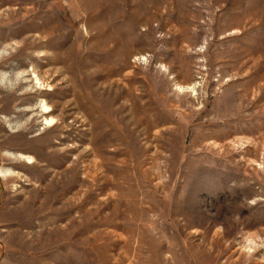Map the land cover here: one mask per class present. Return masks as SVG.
Segmentation results:
<instances>
[{"label": "rangeland", "instance_id": "obj_1", "mask_svg": "<svg viewBox=\"0 0 264 264\" xmlns=\"http://www.w3.org/2000/svg\"><path fill=\"white\" fill-rule=\"evenodd\" d=\"M19 82L0 264H264V0H0Z\"/></svg>", "mask_w": 264, "mask_h": 264}, {"label": "bare ground", "instance_id": "obj_2", "mask_svg": "<svg viewBox=\"0 0 264 264\" xmlns=\"http://www.w3.org/2000/svg\"><path fill=\"white\" fill-rule=\"evenodd\" d=\"M32 74V79L29 80L30 82L34 80V84L36 86H38V88L42 86V77L35 74V72H31ZM26 75L23 74V75H20V79H27V78H24ZM28 80V79H27ZM26 80V81H27ZM27 81V82H29ZM22 83L19 82V83H14V85H11L10 86V89H9V97L11 98V96H13L14 94V91H17L18 89L19 90H22ZM14 90V91H13ZM33 94L32 91H27V90H22V92L19 94V96H16L14 99H10L8 100L7 97H4V96H1L0 97V114H6L7 113V110H8V106L11 104V107H15L16 105H23V103H27V104H30L31 103V95ZM12 100V101H11ZM9 103L8 106L6 105V103ZM39 108V111L38 113L36 112V110ZM38 108H34L33 106H28L26 107V109H24L23 111L26 112V113H30V117L26 120V126H30L32 125L31 122L34 121V119L36 118V116L38 115L39 117L41 116H44L43 118V121H44V125L45 126H52L54 124V119L52 117H47V115H49L50 113V108L49 106L45 103V101L41 100L40 101V105H38ZM13 110V109H12ZM34 112L36 114H34ZM20 114V113H18ZM37 116V117H38ZM22 132V131H21ZM24 137V136H23ZM18 138V137H17ZM21 138V137H20ZM21 140V139H20ZM19 141V140H18ZM7 144V143H6ZM11 144V143H10ZM4 145V144H3ZM9 145V144H8ZM19 145V144H18ZM17 146V145H16ZM20 146V145H19ZM17 158H20V159H23L27 164H32V158L29 157V156H24L22 154H17L16 155ZM2 170V169H1ZM1 174L0 175H5L6 172L5 171H1L0 172Z\"/></svg>", "mask_w": 264, "mask_h": 264}]
</instances>
